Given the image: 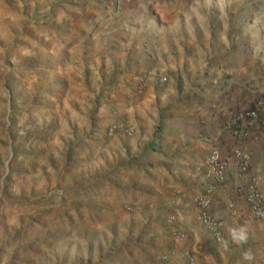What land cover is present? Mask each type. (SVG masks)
<instances>
[{
	"label": "rangeland",
	"instance_id": "rangeland-1",
	"mask_svg": "<svg viewBox=\"0 0 264 264\" xmlns=\"http://www.w3.org/2000/svg\"><path fill=\"white\" fill-rule=\"evenodd\" d=\"M195 90L264 109V0H0V264L150 263L163 214L136 199L151 168L131 182L133 163L110 164L130 140L109 145L125 133L109 128L162 133ZM258 232L241 237L252 264H264ZM203 243L181 264L189 250L196 264L243 259Z\"/></svg>",
	"mask_w": 264,
	"mask_h": 264
},
{
	"label": "crops",
	"instance_id": "crops-1",
	"mask_svg": "<svg viewBox=\"0 0 264 264\" xmlns=\"http://www.w3.org/2000/svg\"><path fill=\"white\" fill-rule=\"evenodd\" d=\"M188 94L181 101L178 112L171 118L173 124L165 125L162 133H153L152 124L143 128L141 125L144 122L139 120L140 127L135 123L134 134L118 132L109 143L112 145L117 137L130 140L127 143L129 151L126 152L125 149L120 158L117 155L113 157V153H110V164L133 163L131 169H127V179L131 182L140 176L139 173L135 175L132 168L137 170L143 164L151 168V177L148 180L140 179L142 184L137 187L144 192L136 199L141 206L151 205L153 211L158 210L163 214L150 233L153 236L152 242L147 249L143 248L144 254L151 258L162 254L161 259L150 258L151 264H181V255L187 249H207L203 241H211L217 248L232 253L243 249V234L253 231V236H262L258 230L264 226V218H257L252 214L247 196L241 189L254 178L258 188L264 193V109L261 111L260 108L259 118L254 124L243 129L245 134L239 140L235 127L231 126L236 112L233 107L235 97L231 96V91H220L204 98L197 97L196 90ZM146 100L147 92L139 104H145ZM141 111V107L137 108V113L141 114ZM154 138L158 139L151 144L154 149H145ZM236 140L252 153V166L245 174L235 171V158L230 148ZM213 147L219 148L228 159V174L217 185L210 209L213 217L222 223L220 238H215L202 225L200 209L192 201L195 194L204 192L210 184V179L197 170V162ZM141 154L142 157L137 158ZM170 213L173 214L169 217ZM177 229L186 233L184 241L175 236L174 231ZM189 237L194 241L186 244ZM240 251L243 259L238 257L231 264H252V261H248L250 255L245 250ZM139 252L142 255V250Z\"/></svg>",
	"mask_w": 264,
	"mask_h": 264
},
{
	"label": "built area",
	"instance_id": "built-area-1",
	"mask_svg": "<svg viewBox=\"0 0 264 264\" xmlns=\"http://www.w3.org/2000/svg\"><path fill=\"white\" fill-rule=\"evenodd\" d=\"M165 79V78H164ZM145 83H139L133 98L141 101L145 95ZM259 118L258 103L247 106L244 109L236 111L231 126L235 127L236 134L240 140L245 132L243 129L254 124ZM124 131L127 134H133L136 131V125L132 122L116 119L109 128V134H114L117 131ZM230 151L235 158V171L239 174L247 173L252 166V153L249 149L242 145L238 140L231 145ZM197 170L199 173L210 179V184L202 193L195 194L192 198L193 204L200 209V220L202 225L211 232L215 238L222 236V223L213 217L210 212L212 205V195L217 190V185L223 182L228 174V159L227 156L217 147H213L206 156L197 162ZM241 192L246 194L247 202L252 214L257 218H264V193L258 188L256 179H251ZM176 237L183 240L184 233H177ZM187 258L190 264H196V259L193 252L187 251Z\"/></svg>",
	"mask_w": 264,
	"mask_h": 264
},
{
	"label": "trees",
	"instance_id": "trees-1",
	"mask_svg": "<svg viewBox=\"0 0 264 264\" xmlns=\"http://www.w3.org/2000/svg\"><path fill=\"white\" fill-rule=\"evenodd\" d=\"M158 139H156V138H154L152 141H150L149 142V145H147L146 147H145V149H151V150H153L154 149V147L151 145V144H153L154 142H156ZM140 157H142V154L140 155V156H138L137 158H140ZM130 165V163H126L125 165H124V168H129L128 166ZM120 165H118V167H119Z\"/></svg>",
	"mask_w": 264,
	"mask_h": 264
}]
</instances>
